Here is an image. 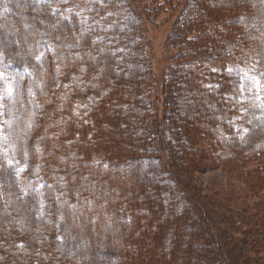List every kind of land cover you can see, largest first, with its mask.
<instances>
[{
    "label": "trees",
    "instance_id": "obj_1",
    "mask_svg": "<svg viewBox=\"0 0 264 264\" xmlns=\"http://www.w3.org/2000/svg\"><path fill=\"white\" fill-rule=\"evenodd\" d=\"M21 2L23 0H0V7L6 9L3 16L15 19L14 12H17ZM25 2L48 10L50 16L82 31L79 51L90 49L89 39L103 46L107 54V71L96 75L98 58L91 57H88L89 65L85 63L79 68V56L71 54L70 36H64L62 30H51L50 26L40 28L38 22L36 40L25 58L17 56L14 46L0 38V186L3 185L1 171L8 172L6 178L10 183L7 190L12 197L9 199L10 208L20 213L23 204L30 207L27 227L18 232L9 230V234L4 236L10 237L12 244L0 250V264L92 262L96 258L95 249L83 248L71 252L68 248L69 236L66 234L65 238L68 221H63V229H53L55 225L48 218L49 213L60 204L71 205L72 197L75 199L82 190L91 196L96 186L93 187L90 179L96 178V183L109 184V179L117 177L122 164L133 161L128 153L131 149L144 159L142 166L135 164L131 168L135 183L140 180L138 188L143 189V179L153 178L151 170L156 166L162 175L159 182L174 190L169 194L162 189L156 190L151 198L160 200L168 195L172 206L167 215H180L183 221L171 223L170 230L164 228V234L168 231L165 235L159 229L156 231V227L152 229L150 221H145L143 217L149 213L146 208L150 203L151 189H140V201L124 205L125 209H130V215L126 217L130 226L131 214L135 218L134 226L126 229V237L118 243L125 250L126 264H162L158 260L152 261L150 255L157 247L164 252L165 262L174 255L176 264H216L218 261L226 264H264V210H255L246 218L238 209L232 210L234 215L228 223V231L232 224L242 221L245 230L242 238L228 235L232 242L225 253L220 240L223 235L227 236L226 230L221 234L220 230L212 231L210 221L199 217L201 202L196 195L189 196L185 192L184 189L188 191V184L183 179L180 182L181 175L177 171V166L188 163L192 176L195 171L214 166L209 163L211 161L245 177L243 179L251 185L250 188L264 184V164L256 165V161L264 158V98L259 96L254 83L257 79L264 86V0H242L237 2L238 5L234 0H92L93 9L90 8L87 17L74 9L62 14L55 8L53 0ZM94 6L99 8L96 10ZM111 6L122 10L116 13ZM237 6L240 12L233 11L232 7ZM223 8L233 9L234 15L222 14L221 10H226ZM160 12L170 13L174 18L167 34L166 47L167 52L172 54L170 64H174L176 71L172 75L170 72L166 74V80L161 82L162 91L158 90L160 95L166 94L163 101L165 108L161 110L157 102L158 109L154 111L153 106L159 98L156 100L157 93L152 92L154 88L150 85L154 77L153 66L143 37L136 33V29L147 22L152 26V19ZM248 25L256 27L254 35H242L243 27ZM223 59L235 60L246 71L241 77L245 94L241 114L245 131H240L241 134L233 132V112L228 109L225 93L235 75L215 74L213 71L215 63ZM119 62L123 63L126 78L114 85L109 81V75L115 68L119 70ZM211 77H217L213 84L210 83ZM169 84L171 89L179 87L178 99L185 101L184 106L177 99L176 102H169L170 98H174ZM78 103H82L83 108H79ZM206 103L214 105L208 108ZM60 111H67V116L55 119L56 112ZM207 111H213V119L216 120H203L202 114H207ZM136 115L142 116L136 119ZM119 116L121 121L116 124L115 119ZM53 120L64 130L63 149L70 151L69 159L77 160L75 169H61L56 163V153L52 151L55 134L50 137L48 131L44 133ZM26 123L30 124V128H38L41 135L38 140L43 142L38 146L39 151L32 143L24 149L20 146L21 131ZM112 126H120L125 132L126 139H120L118 146L109 144ZM60 138L57 141L60 142ZM99 148L108 155L106 163H98L92 158L95 149ZM155 159L157 161L153 163ZM83 167L88 171L84 177L81 173ZM138 168L143 173V179H139ZM121 169L125 171V168ZM78 170L85 184H79ZM123 187L122 184L115 185L102 200L95 199L96 208L93 203L89 202V205L85 202L87 206L80 213L88 218V223L84 225L86 229L92 224L93 214L100 211L105 218L110 215L115 218L114 221L110 218L109 230L121 226L119 211L123 202L121 196L125 192ZM115 193L119 198L115 197ZM104 199L107 200L103 203ZM40 211L44 219L35 226L34 216ZM4 212L3 217H7ZM197 215L200 221L195 223L194 216ZM53 216L58 215L53 213ZM36 228H48L50 234L45 241L38 242ZM168 235H174L176 239L167 238ZM4 237L0 233V249L4 246ZM37 242L44 247L41 253L37 250ZM240 242V251L234 256L233 246ZM60 249L61 254L57 256L55 250ZM50 250L54 252L48 255ZM160 258L163 261V257Z\"/></svg>",
    "mask_w": 264,
    "mask_h": 264
},
{
    "label": "rangeland",
    "instance_id": "obj_2",
    "mask_svg": "<svg viewBox=\"0 0 264 264\" xmlns=\"http://www.w3.org/2000/svg\"><path fill=\"white\" fill-rule=\"evenodd\" d=\"M27 1V0H26ZM55 2V8L58 9L62 14H67L71 9H74L81 14H84V16H88V11H90V8L93 9L92 0H53ZM95 1V0H93ZM238 1L242 0H234L235 4H237ZM245 1V0H243ZM249 2V0H247ZM136 5V4H135ZM238 5V4H237ZM95 7V6H94ZM111 10L115 11L116 13H119L121 10L117 6H111ZM136 7V6H135ZM98 9V7H95L94 9ZM233 11L235 12H240L237 7H232ZM241 8V7H240ZM96 9V10H97ZM226 9V8H223ZM242 9V8H241ZM6 9L4 6L0 7V38H2L3 41H5L8 44H12L16 50V55L20 56L22 58L26 57V54L31 51V48L33 46L34 40H36V34L38 31L36 22H38V26L40 28L42 27H47L50 26L52 27L51 30H62L64 36H70L69 40L70 45L72 50L71 54H73L75 57L79 56L77 61L79 68L83 66L82 64L87 63L89 65L88 57L91 58H98V65L95 67L96 69V75L98 76L103 75L106 73L107 69L105 67L106 61H107V54H105V50L103 49V46H101L99 43H94L92 39H89L90 43V49H87L86 51H79V48L81 49L82 46V38H83V33L80 31L78 28L73 27L69 23H64L62 22L59 18H55L50 16V12L45 10L44 8L38 7H32L26 3L25 0L21 2V4L18 7L17 12H14L15 19H7L3 15L4 11ZM180 10L181 13V8L178 9ZM232 10H221L222 14L225 15H234V12ZM20 11V14L18 13ZM217 11V10H216ZM215 13V10L213 11ZM114 13V14H116ZM217 13V12H216ZM172 14L170 13H164L160 12L156 17H154L153 20V25L151 26L148 22L147 24H144L136 29V33L142 35L143 41L146 45L150 61L153 66V71H154V77L152 79V83L150 84L152 86L153 91L156 92V101L155 106H153L154 111H157V102L159 105V108L162 110L165 108L166 103L163 101L166 98V94H159L158 90L161 92V82L165 79L166 74L170 72V74H174L176 71L174 69V64H170L172 61V54L167 52V34L169 33V30L172 26V23L174 21V18L171 16ZM180 16V14H179ZM47 17H50L48 19ZM85 18V17H83ZM257 25V23H255ZM255 26H245L242 29V35H246L251 33L254 35V28ZM92 42V43H91ZM71 54L68 53V56L70 57ZM120 68L119 70L115 68L112 71V75H109V81L113 82L114 85L119 84L120 82L122 83L126 75H124V67L123 63L119 62ZM176 66V65H175ZM131 67V65H130ZM214 67V72H220V73H226V74H232L234 73L235 78L231 80V83L229 82V85L226 87L225 93L227 96V104H228V109L232 110L233 114V132L234 133H240V131H245V125L241 121L242 117L241 114L243 112L244 106H245V94H244V88L241 84V77L243 74L246 72L245 69L241 68L239 64L233 60V59H223L221 61H218L215 63ZM132 69V68H129ZM135 71V70H134ZM138 73V71L136 70ZM256 74V73H255ZM217 77H211L210 83L213 84L215 82ZM112 79V80H111ZM209 82V81H208ZM254 83L257 86L258 94L261 98H264V86L260 85L259 80L255 79ZM150 86V87H151ZM169 87L171 89V86L169 84ZM168 87V88H169ZM171 94L174 95V98H170V101L176 102H181V104L184 106L186 103L182 99H178V94L180 92V89L178 86H173V89L170 90ZM173 92V93H172ZM159 95V96H158ZM191 96V95H190ZM192 97V96H191ZM167 100V99H166ZM203 103H205L203 101ZM79 104V103H78ZM76 104V105H78ZM82 105V106H81ZM79 104V108H83V104ZM214 104L206 103V107H211ZM64 109H66L64 107ZM212 110L215 108H211ZM153 111V112H154ZM207 114H202L203 120H212L215 115L212 114L213 111H207ZM67 114V111H60L56 112L55 119H62L63 117ZM16 117L17 113L15 112ZM130 116V115H129ZM128 116V117H129ZM142 115L138 116L136 115V119L141 118ZM126 117L125 119H128ZM121 117L119 116L118 119H115V122L117 124L118 121H121ZM216 120V119H213ZM59 121V120H58ZM119 123V122H118ZM16 125V127L19 126ZM113 125V124H112ZM115 125V124H114ZM170 128V127H168ZM165 130L167 128H164ZM49 132L50 134H47L48 136H52L55 134V140L53 139V145H52V151L53 153H56V163L60 165L61 169H67V168H72L75 169L77 167V160L74 159H69V150L68 149H63V129L59 128L57 125L56 120H53L50 122V126L44 130V133ZM171 132V129H169ZM38 133V134H37ZM124 130L120 129V126H112V129L109 131V137H110V142L109 144L114 145H119L120 144V139L125 138ZM172 134V133H171ZM40 133L38 132V128H30V124L26 123L23 126V129L21 131V138H20V146H23L22 149L29 143H32L33 146L35 145L36 151H39V144H41L42 140H38ZM41 136V135H40ZM50 136V137H51ZM60 138L57 141V139ZM37 139V141H36ZM129 140H131L129 136ZM43 144V142H42ZM41 152V151H40ZM128 153L133 157V161H127L126 163L122 164V167L125 171H123L121 168H119V173L116 174L115 179H109V184H104V183H96L98 180L96 178L90 179V183L95 187V191L92 192L91 196L84 193V191H80V194L73 198V202L71 205L67 206L63 204H60L58 207H54V210H52L51 213H49L48 218H51L54 221L55 228H62L64 224V220L66 219L68 221V229H66L67 233H65V238H67L66 234L69 236V246L68 248L71 250V252L76 251L77 249H88L92 248L95 249V255L96 258L92 259V262H84L85 264H126L125 261V250L123 246H119L118 243L120 244V241H123V239L126 237V229L128 227L131 228V226H134L135 222L133 219L134 215L131 214V219H132V224H130L127 221V216L130 212V209L124 207V205H127L133 201H138L139 200V193L140 189L138 188L137 184H140V180L135 183L134 181V175H131V168L137 165H141L144 163V159L142 157H138V154L136 150L131 149L128 151ZM116 154V153H115ZM186 154V153H185ZM184 154V156H185ZM108 155L105 153L104 150L95 149L93 152L92 158L96 160L98 163H106L108 161ZM185 159V158H184ZM59 160V161H58ZM157 159L153 160V163L156 162ZM183 161V158H182ZM214 166L206 169H202L199 171H195L192 176L189 172V167L188 163L187 164H181V166H177V171L178 173L180 172V182L183 179L185 184H188L186 186L187 190L185 192H188L189 196L191 195H196L199 200H200V205H201V210L199 213V217H206L207 220L210 221V229L213 231L214 230H220V234L223 232V230H226L225 233L227 236L223 235L224 237L220 240L219 245L223 247L225 253L231 248V242L230 238L228 235H231L233 238H242L243 237V232L245 230V223L244 221L238 222L236 225L232 224L231 225V232L228 231V223L232 221L234 213L232 210L238 209L240 213L243 214V216L246 218V216H249L250 213H253L255 210H258L259 212L264 210V184L257 186L256 188H250L251 185L247 184L246 181L243 179L245 177H241L240 175L236 173H232L230 169H226L216 163H211ZM257 164H264V158H261V160L256 161ZM251 166H254V164H251ZM82 176L84 177L88 171L83 167ZM117 170V169H116ZM117 170V171H118ZM139 170V179H143V173H141L140 168ZM230 170V172L228 171ZM80 171L78 170L77 175L79 176V184H85L82 180V176ZM2 174V184L0 186V233L2 237H4L6 234L8 235V231L11 230L12 232H18V230H24L27 225H26V219L29 216L28 212H30V207H26L25 204H23L22 210H20V213H18L15 208L13 209L12 207L10 208V200L12 197H9V192L7 190V186L9 185L10 181L6 178V174L8 172L1 171ZM119 175V178H118ZM151 175L153 178L151 179H143L144 182L142 184V191L145 190L146 188L150 190L151 194L150 197H148V200H150V203L147 205V210L148 214L144 215L145 221H150V226L152 229L156 231L157 229L161 230L162 234H164V228L166 230L171 229V223H178L183 221V217L180 215H175L174 217H171L170 215H167L169 212H171V200L168 197L165 198H159L153 199L151 198L152 193H154L156 190H164L166 194L173 193L174 188L171 186H168L164 183H160L158 179L162 178V175H160L159 169L156 168V166L151 170ZM242 176H245L244 174ZM82 177V178H81ZM133 177V178H132ZM189 182V183H187ZM11 184H13V179L11 180ZM123 185L124 187V194H122V200L123 202L121 203L122 209L119 211V218L121 222V226L117 225L116 229L109 230V220L112 218L114 221V216L111 217H104L102 215V211L96 212L93 214L94 218H91L92 221H90L92 224L89 226V229H86L84 225L88 223L86 220V216L81 212L87 206L85 202H88L94 204V208L97 207L95 205L94 201L95 199L102 200V197L110 194L113 191V187L115 185ZM164 186H163V185ZM180 184V183H179ZM256 186V185H254ZM181 188V186H180ZM84 193V195H83ZM145 193V192H144ZM116 194V193H115ZM229 196V197H228ZM15 197V195H14ZM90 197V199H89ZM115 197L119 198L117 194ZM228 197V198H227ZM87 198V199H86ZM115 198V199H116ZM104 199L102 202L104 203ZM147 200V198H146ZM144 199V202L146 201ZM108 201L112 202V199H109ZM140 201V200H139ZM216 201V202H215ZM56 202V200H55ZM90 202V203H89ZM127 203V204H126ZM147 203V202H146ZM219 204V207H215L216 204ZM227 204L230 206L227 207ZM57 205V204H56ZM64 207V208H63ZM27 210V213H24V211ZM59 210V211H58ZM8 215L7 217H3V213ZM53 213L58 215V216H53ZM94 213V212H93ZM130 215V214H129ZM36 219V224L37 222H40L41 220L44 219L42 211L38 213V215L34 216ZM55 220H54V219ZM195 223H198L200 219L197 216H194ZM199 219V220H198ZM49 221V220H48ZM129 224V225H128ZM145 226H147L146 222L144 223ZM35 228V227H34ZM163 229V230H162ZM39 234L38 235V242L39 240L43 242L45 241L46 238H48L47 234H50L48 232V228L45 230H38V228L35 229ZM59 230V229H58ZM56 230V231H58ZM168 231H165V234ZM164 234V235H165ZM176 236L178 237V232H176ZM176 236H170L168 235L167 238H172L173 240L176 239ZM123 238V239H122ZM42 239V240H41ZM4 241V246L0 250H4L6 248V245H11V240L10 237L3 239ZM2 242V243H3ZM38 242L36 243V247L38 252L44 251V247L41 245H38ZM115 244H114V243ZM229 243V244H228ZM107 247H104V246ZM151 247L153 246L150 245ZM65 247V245H63ZM181 247V245L179 246ZM241 247V242L238 243L237 245L233 246V253L234 256L239 253ZM67 248V249H68ZM54 249V248H53ZM68 249V251H69ZM160 248H156L155 251L154 249H151L153 252H150L152 261L153 260H158L159 262H162V264H176V261L174 260V255L172 256V259L167 260L165 262V255L162 250H159ZM22 251V250H20ZM60 251V252H59ZM54 252V250L47 251L48 255H51ZM57 252V256L61 254V249L60 250H55V253ZM163 254V255H162ZM212 254V253H211ZM81 257H83V254H81ZM80 257V258H81ZM160 257H163V261L161 260ZM75 259H78V256H74ZM83 259V258H81ZM80 259V260H81ZM85 261V260H84ZM121 262V263H120ZM235 262H233L234 264ZM160 264V263H159ZM216 264H226L225 262L218 261Z\"/></svg>",
    "mask_w": 264,
    "mask_h": 264
}]
</instances>
